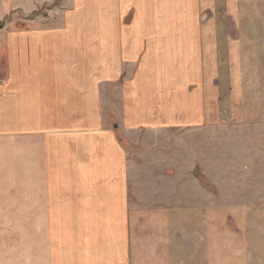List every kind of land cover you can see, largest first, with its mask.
I'll return each instance as SVG.
<instances>
[{
  "label": "crops",
  "instance_id": "0c3cea01",
  "mask_svg": "<svg viewBox=\"0 0 264 264\" xmlns=\"http://www.w3.org/2000/svg\"><path fill=\"white\" fill-rule=\"evenodd\" d=\"M64 2L0 28V264H264V0Z\"/></svg>",
  "mask_w": 264,
  "mask_h": 264
},
{
  "label": "rangeland",
  "instance_id": "374dc122",
  "mask_svg": "<svg viewBox=\"0 0 264 264\" xmlns=\"http://www.w3.org/2000/svg\"><path fill=\"white\" fill-rule=\"evenodd\" d=\"M65 1V0H64ZM62 0V4L60 0H54L51 4L50 3H45L41 6H38L36 10L32 11L28 16L25 14L20 13L19 10L20 8H16L17 6L20 5V2H15L11 0H0V23L1 26L3 25H10L13 24V22L16 24H25L23 22L27 21H35L38 20L39 18H49L52 15V11L56 9V7H59L63 5L64 8H72L71 7V2H64ZM35 4V2H34ZM14 8V9H12ZM54 15V14H53ZM25 16V18H24ZM52 20L55 18L52 16ZM41 23H43L44 20H39ZM26 25V24H25ZM2 26V27H3ZM112 121V120H111ZM112 123L116 124L115 120L113 119ZM121 137L125 140L127 145L123 148L127 151L131 150H141V147L139 146H130V144L126 141V139L123 137V135L120 133ZM181 136H185V134L182 132ZM213 193V192H212Z\"/></svg>",
  "mask_w": 264,
  "mask_h": 264
},
{
  "label": "trees",
  "instance_id": "16d2710c",
  "mask_svg": "<svg viewBox=\"0 0 264 264\" xmlns=\"http://www.w3.org/2000/svg\"><path fill=\"white\" fill-rule=\"evenodd\" d=\"M111 120L113 121V117H111ZM116 134L118 136L119 142L125 147V145H127V144H126V142H124L125 140L121 137L120 132L116 131ZM200 183L204 187V189H206L210 192H214V189H212V186L204 178H202V177L200 178Z\"/></svg>",
  "mask_w": 264,
  "mask_h": 264
},
{
  "label": "water",
  "instance_id": "95a60500",
  "mask_svg": "<svg viewBox=\"0 0 264 264\" xmlns=\"http://www.w3.org/2000/svg\"><path fill=\"white\" fill-rule=\"evenodd\" d=\"M2 26H1V23H0V28H1Z\"/></svg>",
  "mask_w": 264,
  "mask_h": 264
}]
</instances>
